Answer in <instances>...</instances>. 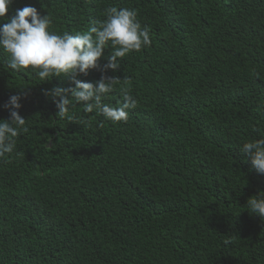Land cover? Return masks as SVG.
I'll return each instance as SVG.
<instances>
[{
  "label": "trees",
  "instance_id": "1",
  "mask_svg": "<svg viewBox=\"0 0 264 264\" xmlns=\"http://www.w3.org/2000/svg\"><path fill=\"white\" fill-rule=\"evenodd\" d=\"M26 5L70 34L133 8L152 44L104 73L121 79L105 103L138 101L118 123L82 105L58 117L43 91L74 85L0 52V120L23 90L28 128L0 160V264H264L246 207L264 174L238 150L264 138V0H14L8 16Z\"/></svg>",
  "mask_w": 264,
  "mask_h": 264
},
{
  "label": "clouds",
  "instance_id": "2",
  "mask_svg": "<svg viewBox=\"0 0 264 264\" xmlns=\"http://www.w3.org/2000/svg\"><path fill=\"white\" fill-rule=\"evenodd\" d=\"M13 3L14 0H0V52L7 56L8 68L18 72L30 69L43 83H50L53 77L68 79L74 87L43 91L55 104L60 118L75 120L71 109L82 105L85 113H95L113 123L126 122L129 110L135 109L138 101L124 90L118 106L105 103L121 79L104 73L119 71L127 54L151 46L150 30L140 23L137 10L108 7L106 19L93 21L86 31L70 34L53 31L50 15H41L31 5L16 9L9 17ZM108 48L111 54L105 57L107 62L101 67L98 62ZM90 70H100L101 78L95 83L78 78L87 76ZM25 96L22 90L3 105L9 111V119L0 120V160L16 150L17 138L28 131L27 121L19 114L22 107L19 101ZM238 150L258 173L264 174V138L246 142ZM246 207L249 215L264 220V191L248 198Z\"/></svg>",
  "mask_w": 264,
  "mask_h": 264
}]
</instances>
